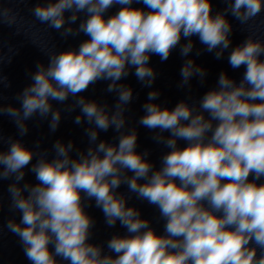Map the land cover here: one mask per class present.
<instances>
[{"label": "clouds", "instance_id": "9594fccd", "mask_svg": "<svg viewBox=\"0 0 264 264\" xmlns=\"http://www.w3.org/2000/svg\"><path fill=\"white\" fill-rule=\"evenodd\" d=\"M224 3L215 13L211 0H40L30 10L62 38L88 37L78 49L48 54L47 65L37 62L32 83L16 96L20 107L0 105V115L12 118L21 137L37 115L50 117L51 132L58 129L61 110L52 101L71 98L64 111L79 108L74 123L88 125L86 149L56 140L51 159L39 142L28 148L0 137L8 145L0 151V181H11L9 211L20 214L5 227L31 264H264V40L253 30L264 0ZM117 5L118 12L106 16ZM229 15L249 32L235 47ZM18 18L0 6V24L12 27ZM192 37L217 60L228 51L231 68L244 72L238 83L221 72L216 87L171 109L155 103L159 91L148 92L137 124L167 149L157 167L149 150L137 151L138 132L126 116L133 89L121 81L133 74L151 88L157 74L150 57L166 61L177 48L190 57ZM206 75L187 58L178 87L190 90L194 77L203 84ZM5 80L0 76V84ZM98 81H110L106 91L116 96L111 107L81 95ZM109 129L115 143L100 139ZM25 169L35 184L25 181ZM122 185L127 193L118 191ZM133 194L158 210L162 234L129 206ZM93 200L109 228L119 222L126 229L106 241L107 251L90 242L95 220L85 209Z\"/></svg>", "mask_w": 264, "mask_h": 264}]
</instances>
